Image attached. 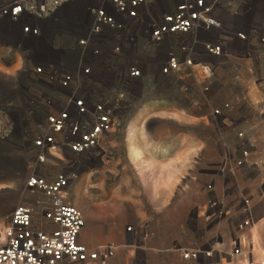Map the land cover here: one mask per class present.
<instances>
[{"label":"built area","instance_id":"2783aa9c","mask_svg":"<svg viewBox=\"0 0 264 264\" xmlns=\"http://www.w3.org/2000/svg\"><path fill=\"white\" fill-rule=\"evenodd\" d=\"M74 1L0 0V44L8 47L9 53L11 50L19 54L22 60L20 71L10 79L8 75L0 76V87L7 88L6 93L30 95L34 100L27 104L33 108L24 113L30 127L20 139L24 153L32 157L31 170L22 186L27 199L5 218L0 234V264H110L114 258L117 247L113 244L90 248L81 241L84 213L74 204L70 192L77 177L75 168L89 165L98 156L101 142L120 131L128 118L121 104L124 94L115 89L97 94L93 69L85 64L88 56L100 53L95 46L97 38L106 32L119 34L123 30L107 10H115L130 20L138 18L139 10H150L156 5L160 10H173L151 25L148 42L150 49H157L167 38H181L159 67V74L166 79L171 77L173 82L186 76L187 69L196 63L184 38L217 32V41L202 46L203 52L217 64L214 68L204 66L200 89L204 96L212 91L213 69L234 70L236 64L229 60L243 57L241 51L231 52V43L244 45L246 49L239 48L246 58L257 50L264 51V18L244 23L252 11L259 14L264 10V0H97L87 8L90 25L84 37L64 48L54 40L50 47H41L49 28L58 23L60 10ZM219 11L243 19L242 27L224 34V22L216 15ZM115 51L119 52L118 48ZM2 64L6 65L3 61ZM142 76L137 66L127 71V78L136 84ZM233 108L231 102L222 103L208 116L209 122L217 126L230 123L225 114ZM12 110L10 102L0 104V143H8L12 138ZM34 110L43 113L34 119ZM235 139H242V134L235 135ZM247 163L248 152L244 150L233 161V169L246 170ZM55 167L59 169L54 170ZM206 190L212 192V184ZM212 201L210 205L214 206ZM241 207L234 222L240 233L253 224L249 200L242 199ZM220 216L213 214L208 218ZM218 253L208 247L182 250L180 259L188 264H230L234 257H239V264H264V258H254L242 234L232 241L227 253L230 260L223 252Z\"/></svg>","mask_w":264,"mask_h":264},{"label":"rangeland","instance_id":"374dc122","mask_svg":"<svg viewBox=\"0 0 264 264\" xmlns=\"http://www.w3.org/2000/svg\"><path fill=\"white\" fill-rule=\"evenodd\" d=\"M21 65L19 54L9 53L0 44V76L10 79ZM222 76L228 90L231 78ZM7 90L0 87V104H12L15 127L10 142L0 143V234L5 218L27 199L22 186L32 161L20 139L30 127L24 113L33 108L27 107L33 96ZM135 96L138 106L152 100L145 93ZM206 96L192 94L185 99L192 102ZM260 96L246 108L235 106L225 114L233 121L219 126L210 123L208 115L234 94H215L199 102L197 110H191L188 102L185 125L161 110L125 111L128 118L122 129L101 142L98 156L89 165L75 168L72 200L86 210L81 241L90 248L116 246L110 264H188L181 261V251L202 247L223 251L230 260L227 251L240 234L249 250L263 252L264 94ZM154 98L165 99L163 95ZM256 109L263 116L260 125H245V119L237 117L241 113L251 120ZM42 113L34 110V119ZM238 134L242 139H235ZM129 139L133 148L128 147ZM244 150L248 152L246 170L233 169V161ZM208 184H212V192L206 190ZM244 198L249 200L253 224L240 233L234 222ZM212 199L214 206L210 205ZM213 214L221 216L208 218ZM253 256L262 258L257 253Z\"/></svg>","mask_w":264,"mask_h":264},{"label":"crops","instance_id":"0c3cea01","mask_svg":"<svg viewBox=\"0 0 264 264\" xmlns=\"http://www.w3.org/2000/svg\"><path fill=\"white\" fill-rule=\"evenodd\" d=\"M96 2L97 0H75L64 6L59 12L58 23L49 28L43 42L40 43L41 47H50L54 40L55 44L64 48L67 45H74L77 38L84 37L90 25V15L87 8ZM107 12L122 24L123 30L119 34L106 32L97 38L95 46L100 50V53L97 56H88L85 59V64L90 65L93 69L94 91L97 94L110 92L112 89L119 91V94H124L125 98L121 100L124 111L152 112L153 110H161V113L171 115L173 120L185 125L189 121L186 115L188 102L191 110H197L199 102L200 104L206 102L215 94L228 95L230 93L234 94V97L226 100V102L233 103L234 107L243 106L246 108L248 102H254L255 99L261 97V93L264 94V51L257 50L250 58H246L244 52L239 48L242 44L231 43V52L237 54L241 51L243 56L240 59L232 58L229 60L230 63L236 64V68L234 70L225 67L213 69L210 79L212 91L206 96L207 98L195 97L192 102L186 100L187 95H202L200 89L203 82L204 66L214 68L217 65L215 59L205 54L202 49L204 43L217 41L219 38L217 32H203L184 38V43L194 52L196 63L187 69L186 76H182L179 81L173 82L171 77L166 79L159 74V67L165 61L167 52L176 48L181 38H167L157 49L148 47L152 31L151 25L158 22L164 14L171 13L173 10H160L156 5L150 10H139L136 20L118 15L115 10H107ZM216 15L224 22L226 30L224 34H231L242 27L243 23L240 21L243 19L228 16L220 11L216 12ZM263 18L264 10H260L259 14L252 11L247 15L244 23H252L255 19L261 20ZM115 48H118L119 52H116ZM242 48L245 46L243 45ZM131 66H137L143 72L138 84L127 78V71ZM224 74L231 78L228 90L221 80L224 78L222 76ZM184 88H187V91ZM144 93L151 96L152 100L147 102L146 106H143V102L138 106V99L135 94ZM157 95H163L165 99L155 100L154 97ZM222 103L224 102L219 104ZM257 110L251 120L243 118L244 115L241 113L237 114V117L240 120L245 119L242 121L245 125H253V123L260 125L263 116L260 110L258 112Z\"/></svg>","mask_w":264,"mask_h":264},{"label":"bare ground","instance_id":"6f19581e","mask_svg":"<svg viewBox=\"0 0 264 264\" xmlns=\"http://www.w3.org/2000/svg\"><path fill=\"white\" fill-rule=\"evenodd\" d=\"M132 138V137H131ZM129 141H130V148H133V143H132V141L129 139ZM75 204V203H74ZM75 205H77V204H75ZM79 207V206H78ZM81 209V208H80ZM83 209V210H82ZM81 210H82V212L83 213H85L86 212V210H85V208H82ZM84 230L82 229V232H83ZM81 235H82V233H81ZM261 251V250H260ZM223 252V251H222ZM253 253H257L259 256H261L262 258L261 259H263L264 258V251L262 252L261 251V253H259L258 252V250H256L255 248H254V250L252 251ZM227 253H230V250L229 251H227ZM235 258H238L239 259V257H234L233 258V260L235 259ZM233 262V261H232ZM232 262L230 263V264H232ZM239 262H240V260H238L237 262H236V264H239Z\"/></svg>","mask_w":264,"mask_h":264}]
</instances>
